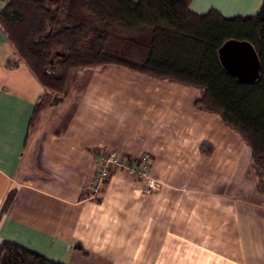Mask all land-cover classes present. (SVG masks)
<instances>
[{
	"label": "crops",
	"instance_id": "crops-1",
	"mask_svg": "<svg viewBox=\"0 0 264 264\" xmlns=\"http://www.w3.org/2000/svg\"><path fill=\"white\" fill-rule=\"evenodd\" d=\"M263 2L190 0L189 9L251 16ZM82 70L84 88L39 106L44 89L0 27V208L13 194L0 245L63 264H264L250 150L194 106L198 91L124 66ZM109 151L147 156L156 189L113 167L93 192Z\"/></svg>",
	"mask_w": 264,
	"mask_h": 264
},
{
	"label": "trees",
	"instance_id": "trees-1",
	"mask_svg": "<svg viewBox=\"0 0 264 264\" xmlns=\"http://www.w3.org/2000/svg\"><path fill=\"white\" fill-rule=\"evenodd\" d=\"M73 1L0 0V27L44 89L39 106L62 100L71 70L102 65L195 88L194 106L218 115L248 146L255 189L264 198V2L254 15L223 16L216 10L193 13L190 0H80L86 24L70 19ZM112 28L119 44L127 45L122 53L106 47ZM231 39L255 49L256 81L240 82L222 66L218 49ZM12 197L7 196L0 214ZM0 264L63 263L3 241Z\"/></svg>",
	"mask_w": 264,
	"mask_h": 264
},
{
	"label": "water",
	"instance_id": "water-1",
	"mask_svg": "<svg viewBox=\"0 0 264 264\" xmlns=\"http://www.w3.org/2000/svg\"><path fill=\"white\" fill-rule=\"evenodd\" d=\"M218 55L224 69L238 81L251 83L258 79L260 62L251 43L227 40L218 49Z\"/></svg>",
	"mask_w": 264,
	"mask_h": 264
},
{
	"label": "built area",
	"instance_id": "built-area-1",
	"mask_svg": "<svg viewBox=\"0 0 264 264\" xmlns=\"http://www.w3.org/2000/svg\"><path fill=\"white\" fill-rule=\"evenodd\" d=\"M99 167L94 175L92 182V191L97 192L99 186L110 176V170L114 168H126L134 175H138V178L142 179L146 185L147 190H152L156 186V182L147 172L148 159L147 156L141 157L140 161H130L119 157L116 151H109L108 153L101 155L99 161Z\"/></svg>",
	"mask_w": 264,
	"mask_h": 264
},
{
	"label": "rangeland",
	"instance_id": "rangeland-1",
	"mask_svg": "<svg viewBox=\"0 0 264 264\" xmlns=\"http://www.w3.org/2000/svg\"><path fill=\"white\" fill-rule=\"evenodd\" d=\"M79 5H80V0H74L71 3V5L69 6L70 12H68V13H69L70 19L72 20V22H84L86 24H89V22H88L89 19L87 16H84V14L79 15V13H81L79 11ZM90 26L92 27L93 25L90 24ZM109 32L111 33V37L108 40L106 47H108V50H111L112 52H116L118 54L122 53V51H123L122 49L125 50L127 45L123 44V43L119 44V41H118L119 39L117 38V35H115L113 28L110 29ZM144 34H147V33H144ZM143 37H145V36H143ZM122 55H124V54H122ZM86 73L87 72L83 71L82 69L71 70L68 74V77H67L66 91H78V90H81L82 88H84V86L86 84V80H87V76L85 75ZM85 77H86V80H85ZM130 173H132L131 175L133 176V179H135V181H137L138 183L141 182L143 184V186H146V185H144L142 180L140 178H138V175H134L133 172H130ZM110 176H111V172H110ZM251 176L253 177L252 172H251ZM109 177L107 179H109ZM253 179H254V177H253ZM254 182H255V179H254ZM156 187H157V183H156V186L154 189H156ZM154 189H152V190H154Z\"/></svg>",
	"mask_w": 264,
	"mask_h": 264
}]
</instances>
